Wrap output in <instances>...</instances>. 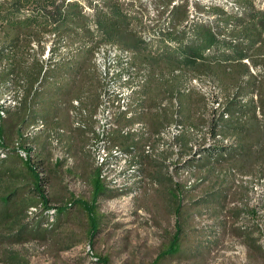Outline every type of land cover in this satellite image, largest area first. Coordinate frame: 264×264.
<instances>
[{"label":"trees","instance_id":"1","mask_svg":"<svg viewBox=\"0 0 264 264\" xmlns=\"http://www.w3.org/2000/svg\"><path fill=\"white\" fill-rule=\"evenodd\" d=\"M30 1L0 0V152H6L5 157L0 156L1 264H33L14 246L57 236L73 214L87 219V234L94 244L106 216L100 210V199L136 192V183L122 190L111 186L96 164L88 171L90 160L95 163L91 152L94 115L103 91L94 53L105 40L129 49L133 65L145 76L132 94L129 111L118 110L116 114V127L108 135L113 145L139 165V156L149 155L146 145H152L153 138L161 139L169 125L181 123L184 129L169 142L177 158L170 164L175 170L204 169L202 179L213 174L228 183L230 177L241 173L240 178H250L254 190L261 183L264 12L254 9L252 0H233L237 10L217 0H195L213 16L204 20L199 12H188L194 0H178L172 7L175 0H153L155 7L168 9L161 24L178 43L175 47L167 45L157 55L147 49L120 12L121 0H93V17L77 0H52L51 8L38 0L33 10ZM249 3V10H244V4ZM193 78L218 84L217 107L211 96L192 86ZM40 122L44 128L28 135V130ZM139 122L147 130L125 131ZM53 137L59 138L63 158H55ZM75 137L87 157L85 169L92 186L89 198L73 193L60 170L65 159L72 161L63 143ZM225 138L232 143H224ZM17 144L30 151L27 159L19 154ZM173 144L179 146L177 153ZM71 147L68 144L66 148ZM65 169L78 176L76 168ZM172 181L175 231L149 264H183L178 259L187 260L196 253L184 251L187 206L206 203L214 194L211 200L221 212L226 211L231 184L193 200L190 185ZM34 207L37 210L31 213ZM252 213L257 214V210ZM254 228L260 231L258 224L244 230L250 245ZM74 245L72 241L64 248ZM91 261L110 264L108 256Z\"/></svg>","mask_w":264,"mask_h":264},{"label":"rangeland","instance_id":"2","mask_svg":"<svg viewBox=\"0 0 264 264\" xmlns=\"http://www.w3.org/2000/svg\"><path fill=\"white\" fill-rule=\"evenodd\" d=\"M37 1H30L29 6L32 10L36 7ZM77 1L83 6L84 3L86 4L85 11L90 7L92 10L90 15L94 16L96 9L89 4L88 0ZM224 1L225 3L233 2V0ZM43 3H48L49 8L52 7V0H44ZM121 3L123 4L120 12L127 16L137 36L150 52L157 55L161 54L167 45L177 46L178 43L173 39L172 34L162 33L163 36L156 37L152 34L159 26L158 23H161L163 16L167 14V8L154 7L151 0H143L142 4L139 0H121ZM252 3L254 9L264 12V0H252ZM199 5L195 0L189 5L190 15L199 12L203 20L213 18ZM250 5L251 3L244 4V10H249ZM88 11L89 9L86 12ZM93 28L97 30V24L93 23ZM150 36L155 38L147 40ZM102 42H108V40ZM226 50L229 51L230 48ZM193 84L211 96L209 99L212 102L219 97L217 93L220 90L214 80L198 81ZM7 98H10V95H7ZM213 104L218 106L216 101ZM115 111H111L114 117L117 114ZM170 141L173 139L167 134L161 139L153 138L151 145L153 153L148 156L140 155L137 159L139 165L133 160L130 161L131 158L124 163L118 164L115 161L111 163L114 167L111 166L113 171L111 170L109 177L117 178L119 183L121 176H124L126 181L131 182L129 183L131 186L128 184L125 187H133L136 183V192H130L128 195L121 193L112 198L100 199V210L106 216L94 244H91L87 234V219L83 215L73 214L57 236L44 241L17 244L14 247L21 250L33 264H92L91 259L96 260L99 256H108L110 264H149L175 231L176 215L170 202L173 179L190 185L189 197L193 200L208 192L220 191L221 188L231 184L226 211L221 212L218 205L211 200L214 194L206 203L201 202L186 207L188 227L184 238V251L194 250L196 253L187 260L178 259L179 261L183 264H264V189L255 187L254 190L251 187L250 178L247 180L240 178L241 173L230 177L228 183L223 180L224 177L220 178L213 174L207 179H202L206 176L204 169H197L194 172L175 170L170 165L173 159H177L172 155ZM68 144L72 146L70 150L66 148ZM80 145L81 142L76 137L65 140L63 147L68 156L72 157V161L65 159L64 168L61 167L60 170L73 193L89 198L92 186L85 169L87 157ZM176 148L179 151V146L173 144L175 153L178 152ZM136 153L139 154L137 151ZM45 154L43 150L42 155ZM90 162L88 171L95 165L91 160ZM68 167L76 168L78 176L66 172L65 168ZM133 167L134 171L131 172L129 169ZM108 169L110 170V164ZM121 172L123 174L120 175ZM127 175L132 176L128 178ZM253 210H257V214H253ZM238 212L241 214L235 215ZM52 220L50 216V221ZM256 224L259 225L260 231L256 228L251 230L254 242L250 245L244 230ZM259 238L262 244L258 243ZM72 241L75 242L73 247L64 248L65 244Z\"/></svg>","mask_w":264,"mask_h":264},{"label":"bare ground","instance_id":"3","mask_svg":"<svg viewBox=\"0 0 264 264\" xmlns=\"http://www.w3.org/2000/svg\"><path fill=\"white\" fill-rule=\"evenodd\" d=\"M144 1H148V0H144ZM151 1L153 3V0H151ZM217 1L219 3L224 2V4L226 5L227 8L234 7L236 10L238 9L237 5H235L234 2L225 3L224 0L223 1L217 0ZM141 2H143V0H140V3ZM176 2H178V0L173 1L172 4H170L171 7L174 4H176ZM153 5H154V3L152 4V6ZM84 6H86L85 3H84ZM88 7H86V8H88ZM88 9H89L88 13H90L92 10L90 7ZM166 13L167 14L165 15V17L163 16L162 21H160L161 23L168 16L169 11ZM161 23H158L159 26H157V28L154 30L155 32L152 33L155 37L159 36V35L163 36L162 33H167L166 28H164V26H162ZM154 36H153V38H152V36H150L149 38H147V40L148 39H154L155 38ZM49 46L50 45L48 44V48L46 50L45 56H47L49 53ZM132 58H133V53L129 49L123 48V47H121V46H119L113 42H110V41L100 43L97 46L95 53H94V62H95L96 66L99 70V73H100L101 82L103 83V91L101 94V103L99 104V108H98L96 114L94 115V118H95L94 119L95 120L94 134L95 135L93 136V141L91 144V152L93 154L95 164L102 169V171H101L102 176L107 178V180L110 182L109 184H111V186L117 187V188L118 187L126 188L125 186L131 182H129L130 180L126 181L127 179H125L124 176H121L119 183H117V180H118L117 178L109 177V173L111 172L112 168L114 167V165L111 163L114 161L117 162L118 164L121 162L124 163L127 161L128 158L130 159L131 157L129 154L123 153L121 148L118 145H113L111 143V141L109 140V136H108L109 133L112 132L111 130L114 127H116V124H115L116 121H114L115 117H114L113 112H111V111H113V110H116L117 112H118V110L125 111V112L129 111L128 109H129V106L131 104L132 94L136 89L140 88V84L144 81V77H145V76L143 77L141 74L142 72L140 73V70L138 71V69L133 65ZM198 81H199V79L193 78L192 86H194L193 82L196 83ZM13 103H15V101H13ZM74 103L78 104L77 101H75ZM174 103L176 104V102H174ZM81 123L82 122H76L75 124L77 126H83ZM180 124L181 123H175V124L169 125L166 128L165 133L162 134V136L167 134L168 137H172V139H174V136L177 135L180 131H182L184 129L183 128L181 130L182 126ZM43 128H44V124H43V122H40V123L32 126L28 130L27 134L33 135ZM130 129L132 131L147 130L145 125L141 122L136 123L134 126H132V128H126L125 131L127 132ZM54 137H53V144H54V146H56L55 151H54L55 152V158L56 159L63 158V153H62L61 149L59 148V144H58L59 138L57 139ZM223 141L226 144L232 143V140L230 138H225V139H223ZM20 145L17 144V150L22 157L27 159L29 157L30 151L28 152V150L26 148H24ZM60 146H61V144H60ZM176 151H178V149ZM146 152L149 154L152 153L151 144L146 145ZM0 156L1 157L6 156L5 150L0 152ZM130 161H132V159ZM109 164H110V170L108 169ZM111 166H112V168H111ZM137 169H138V167H137ZM129 170H131V172H133L134 167L132 169H129ZM135 170H136V168H135ZM121 174H123V173L121 172L120 175ZM130 176H132V175H130ZM130 176L127 175L128 178ZM258 183H260V182H258ZM259 185H261V187H259ZM255 187L260 188V189L261 188L264 189V179H262L261 183L256 185ZM122 188H121V190H122ZM36 210L37 209L34 207V208H31L30 212L32 213L33 211H36Z\"/></svg>","mask_w":264,"mask_h":264},{"label":"crops","instance_id":"4","mask_svg":"<svg viewBox=\"0 0 264 264\" xmlns=\"http://www.w3.org/2000/svg\"><path fill=\"white\" fill-rule=\"evenodd\" d=\"M89 1V4L91 5V6H93L94 7V9H95V3H94V1L93 0H88ZM95 13V12H94Z\"/></svg>","mask_w":264,"mask_h":264},{"label":"built area","instance_id":"5","mask_svg":"<svg viewBox=\"0 0 264 264\" xmlns=\"http://www.w3.org/2000/svg\"><path fill=\"white\" fill-rule=\"evenodd\" d=\"M93 26V25H92Z\"/></svg>","mask_w":264,"mask_h":264}]
</instances>
